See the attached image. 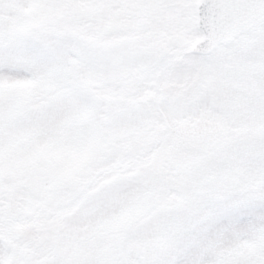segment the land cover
<instances>
[{
  "label": "snow or ice",
  "instance_id": "obj_1",
  "mask_svg": "<svg viewBox=\"0 0 264 264\" xmlns=\"http://www.w3.org/2000/svg\"><path fill=\"white\" fill-rule=\"evenodd\" d=\"M0 264H264V0H0Z\"/></svg>",
  "mask_w": 264,
  "mask_h": 264
}]
</instances>
